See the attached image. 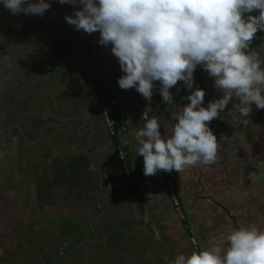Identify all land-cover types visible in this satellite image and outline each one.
<instances>
[{
    "label": "crops",
    "instance_id": "1",
    "mask_svg": "<svg viewBox=\"0 0 264 264\" xmlns=\"http://www.w3.org/2000/svg\"><path fill=\"white\" fill-rule=\"evenodd\" d=\"M50 3L51 7L43 15L13 14L3 5L0 15V54L3 53L0 85L5 88L12 85L15 91L22 90L17 95L25 94V88H28L27 97L33 103L43 96L44 114L26 117L51 122L52 134L45 136V140L56 148L60 156L58 168L64 176L59 181L53 180L49 167L41 158L38 159L44 162L41 168L25 176L35 190V214H39L40 205L49 204L59 196L58 189L75 204L82 201V195L87 207L95 205L96 212L87 213L82 220L81 216L76 218L63 211V216H57L56 210L51 208L48 214L53 218L47 224H55L51 230L50 248L55 246L61 251L58 246L63 244L71 248L80 233L65 232L68 226L82 228L87 224L97 233L95 243L103 242L106 234L111 233L113 253L115 246L125 244L123 254L130 260L136 255L143 264H171L178 253L193 251L195 239L199 249L226 246L227 236L233 230L246 227L248 221L241 217L239 209L231 206L230 200L244 197L246 192L235 191V180L216 164L221 162L223 167L225 161L215 160L212 164H197L180 172H169L177 201L184 212L182 219L167 191L163 170L146 176L143 156H136L132 139V129L143 126V116L146 119L156 116L162 136L171 135L175 123L173 113L190 103L186 97L197 87L205 90V107L210 101L221 98L223 95H213L214 77L197 66L193 89H187L183 81H178L170 89L175 103L169 104L159 94V81L154 82L151 100H146L135 88L121 89L118 78L124 73L111 46L101 44L99 58L94 60L86 47V32L77 31L65 20L66 14L74 15L75 9L82 5L61 4L59 0H50ZM97 65L102 67V76ZM200 73L202 77H199ZM101 79L106 80L113 98L126 114L127 128L119 143L129 149L133 188L121 171L117 159L118 143L107 134L102 121L98 96ZM212 81L213 85L209 86ZM223 115L222 111L219 117L228 118V113L225 118ZM208 123L212 128L214 119ZM228 134L226 132L227 138ZM89 139L92 144L87 151L103 173L106 197L85 154ZM61 141L63 144L57 145ZM223 147L218 144V150ZM41 197L44 201L39 202ZM247 208L242 209L247 212ZM57 254L60 259H66L62 253Z\"/></svg>",
    "mask_w": 264,
    "mask_h": 264
},
{
    "label": "clouds",
    "instance_id": "2",
    "mask_svg": "<svg viewBox=\"0 0 264 264\" xmlns=\"http://www.w3.org/2000/svg\"><path fill=\"white\" fill-rule=\"evenodd\" d=\"M82 5L65 15L77 31L99 32V43L111 46L119 61L121 89L135 88L146 100L154 82L166 103H175L170 89L183 81L193 89L197 66L214 77L224 94L205 107V90L197 87L190 103L173 113L171 135L161 134L156 116L132 129L133 148L143 156L144 174L180 172L187 166L212 164L217 136L209 127L235 93L234 109L246 123L252 105L264 109V57L251 48L264 31V0H59ZM13 14L43 15L50 0H0ZM259 10V15H251ZM248 15H245V14ZM171 264H264V230L246 226L227 236L226 246L178 253Z\"/></svg>",
    "mask_w": 264,
    "mask_h": 264
},
{
    "label": "rangeland",
    "instance_id": "3",
    "mask_svg": "<svg viewBox=\"0 0 264 264\" xmlns=\"http://www.w3.org/2000/svg\"><path fill=\"white\" fill-rule=\"evenodd\" d=\"M2 11L3 6L0 4V15ZM2 56L3 53L0 54V59ZM201 74L199 77H202ZM211 85H213V81L209 84V86ZM11 86L8 87L6 85L5 88L0 85V117L2 121L7 122L18 118L22 123L26 124L29 119L26 116L44 114L45 101L43 96L41 98L35 97L38 101L33 103L27 97L28 88H25V94L23 92L17 95L22 90L15 91ZM212 88L213 95L221 96L224 94L215 84ZM232 95V100H230L223 110V117L225 118V114L228 113V118L221 119V116L219 119L214 118V124L211 128L217 136L218 144H223L224 146L223 150H217L216 160H223L225 163L223 167L221 166V162L216 164H220L221 169L228 172L231 178L235 180V191L240 189V191L245 190L246 192V196L230 200L232 201V205H230L235 210L239 209L241 217L248 221L247 226H256L264 230V109H259L253 104L252 111L247 117V122L240 123L237 118V112L234 109V105L238 101L235 93H232ZM226 132H229V138L226 137ZM222 137L225 138L222 139ZM48 142L44 141L42 143L38 155L49 167L47 168L52 174V179L55 178L59 181L64 178L63 173L58 168V157L60 156L57 155L56 148H53ZM59 144H63V142L61 141L57 145ZM15 149L16 146H12V149H10L4 142L0 141V202L5 201L3 202V207L0 208V232H4V230L10 229L13 226V228L16 227L19 230L31 226L32 234L37 233V235L36 240H34L32 238L33 235L30 234L28 236L30 232L25 231L23 234L17 236V238L14 237L16 235H11L9 237H12L11 239L2 240L0 255L6 257L7 260L1 264H34L36 260H40V264L44 262V259L38 258L37 255L43 254L46 248L50 247L51 230L55 224H47L48 220L53 218V216L48 214L49 210L54 208L56 210L55 215L57 216H63L62 211L65 214H73L72 216L76 218L81 216L80 219L82 220L87 213L96 212L95 205L93 203V205L87 207V204L84 202L85 198L82 195L80 197L83 203L79 202L75 204V201L62 196L63 194L58 189L59 196H55V199L49 202V204L40 205L39 214H35V208H33V204L36 201L35 190L33 184L25 177V169H21L22 171H20L17 167V164H22V162H19L20 160H17V157H15L13 153ZM46 149H48V152L45 153ZM217 165L214 167L216 170ZM167 173L171 181V190L168 189L169 186L166 184L167 191L171 198L174 195L177 199L175 185L169 172ZM170 191H172L173 195ZM69 194L74 195L73 192ZM64 195H67V192ZM246 206L248 207L247 212H244L242 208ZM178 208L179 210H176V212L184 219V212L180 203ZM72 223L74 224V222ZM68 227L71 233H80L86 237L90 236L87 229L89 227L88 224L82 228L78 226ZM106 236L105 240L99 242L98 245H89L83 249L80 255L69 259L62 258L58 264H143L139 261L138 256L134 255L133 259L131 258L130 260L129 256L123 254L122 248L125 244L119 247L115 246V252L113 253L112 234L109 233ZM193 246V250H201L196 239Z\"/></svg>",
    "mask_w": 264,
    "mask_h": 264
},
{
    "label": "built area",
    "instance_id": "4",
    "mask_svg": "<svg viewBox=\"0 0 264 264\" xmlns=\"http://www.w3.org/2000/svg\"><path fill=\"white\" fill-rule=\"evenodd\" d=\"M100 34L99 32L94 33H86L85 43L88 49L90 56L94 60H98L99 58V50H100ZM97 70L102 76V67L97 65ZM98 96H99V104H100V113L102 117L103 124L107 131V134L110 137L120 138L121 135L126 132V114L124 109L120 106V104L113 98L110 88L106 82V80L101 79L98 88ZM146 120V117L143 116ZM117 159L119 161L121 171L123 172L125 178L128 181L129 186L131 187V171H130V163H129V149L125 144L120 142L117 146ZM163 177L165 178L166 184L169 186L168 189L171 190V181L168 177V173L163 170ZM170 193L173 195L172 191ZM175 207L179 210V203L176 197L172 198Z\"/></svg>",
    "mask_w": 264,
    "mask_h": 264
},
{
    "label": "flooded vegetation",
    "instance_id": "5",
    "mask_svg": "<svg viewBox=\"0 0 264 264\" xmlns=\"http://www.w3.org/2000/svg\"><path fill=\"white\" fill-rule=\"evenodd\" d=\"M245 15H248L247 13ZM251 15H259V10H253ZM261 31V30H260ZM261 32H264V31H261ZM258 36H264V35H258ZM256 41V43H254L251 48L252 49H255L256 51H258L261 55V57H264V40H254ZM21 121L18 119V118H14L13 120L11 121H7V122H4L2 121L1 117H0V125L3 127V130L6 132H8V128L9 126L15 124V123H18L21 125L22 129H23V132L24 134L27 136V138L29 140L32 141V143H28L27 141L24 140V138L21 136V134L18 132L17 128L16 127H12V132L10 134V136L8 137H5L3 135L0 134V141L4 142L6 144L7 147H9L10 149H12V146H16V149L14 150V155L15 157H17V160H18V157L21 155V153H25V152H28L29 153V156L32 158L34 156H37L39 153L37 152L38 151V148L40 147V145L46 141L45 140V135L47 133V131L51 128L50 126L47 127L46 129H44L43 131V134L41 135V137L39 138V133L40 131L46 127V125H49L51 122H49V120H44V119H38V118H30L28 119V122L24 125L20 123ZM25 126V127H24ZM39 139V141H38ZM28 147L32 148L28 151ZM27 154V153H26ZM26 161H22V164H17V167L19 168L20 171H22L21 169H25V166H26ZM26 174L25 176H29L28 174H30V171H27L25 169ZM7 178V177H5ZM1 183V182H0ZM5 202L4 200L2 202H0V208L3 207L4 203ZM1 210V209H0ZM14 227V226H13ZM10 228V229H6L4 230V232H0V237H3V236H11L13 232H15L14 234H16V232H19V229H16L15 228ZM94 236V233L93 231L90 233V236L88 237H85V238H92ZM7 237V238H9ZM84 238V239H85ZM83 240V239H82ZM97 241V240H96ZM95 241V242H96ZM93 242V243H95ZM78 243V242H77ZM93 243H88L87 246H89L90 244L91 245H94ZM76 245V244H75ZM74 246V245H73ZM72 246V247H73ZM86 246V247H87ZM54 247L55 249V252L56 253H62V255H64L63 257L69 259L71 255L73 254H70V255H67L64 251H58L57 250V247L55 246H52L49 250H48V255H49V259H44L43 261L44 262H51L53 260V257L51 255V250L52 248ZM71 247V248H72ZM85 247V248H86ZM83 248V249H85ZM83 249H81L83 251ZM79 250V251H81ZM58 251V252H57ZM1 252V251H0ZM77 253V252H76ZM75 254V253H74ZM60 261V258L57 260V263L58 264ZM43 263V262H41ZM40 263V264H41Z\"/></svg>",
    "mask_w": 264,
    "mask_h": 264
},
{
    "label": "water",
    "instance_id": "6",
    "mask_svg": "<svg viewBox=\"0 0 264 264\" xmlns=\"http://www.w3.org/2000/svg\"><path fill=\"white\" fill-rule=\"evenodd\" d=\"M253 40H264V36H258V35H255L254 38H253ZM262 95H264V93H262ZM81 121H84V120H81ZM13 126L17 128L18 132L21 134V136L24 138L25 141H27L28 143H32V141L29 140V139L27 138V136L24 134L21 125L18 124V123H15V124L9 126V128H8V132H6V133H5V131L3 130V127L0 125V134L3 135V136H5V137L10 136V134H11V132H12V127H13ZM49 126H52V124L46 125V127H44V128L40 131V133H39V138H40L41 135L43 134L44 129H46V128L49 127ZM54 126H55V124H54ZM38 141H39V139H38ZM91 144H92V143H91V139H89V140H88V145H87V147L85 148V154H86L87 158L89 159L91 169H92L94 172H96L97 175H98V178H99V186H100L101 190L103 191V193H104V195H105V197H106V196H107V191H106V188H105V186H104L103 173H102V171H101L99 168H97V167L94 165L93 159H92L91 155H89V153H88V151H87V149L90 147ZM102 209H103V208H102ZM99 219H100V217H99ZM236 228H237V226H236ZM91 230H92L93 233H94V236H93L92 238H85V239L79 241V242H78L76 245H74L72 248H70L67 244L60 245V246H58V248H59L61 251H64L67 255H70V254H74V253H76L78 250H81V249L85 248V247L87 246L88 243H93V242H95V241L97 240L98 237H97V233H96V231H95L92 227H91ZM51 255H52V257H53V260H52L51 262H49V263H47V262H43V263H41V264H56V263H57V260L59 259V256H58V254L55 252L54 247H53L52 250H51Z\"/></svg>",
    "mask_w": 264,
    "mask_h": 264
},
{
    "label": "trees",
    "instance_id": "7",
    "mask_svg": "<svg viewBox=\"0 0 264 264\" xmlns=\"http://www.w3.org/2000/svg\"><path fill=\"white\" fill-rule=\"evenodd\" d=\"M255 35H264V32H261L260 30H258V32H257ZM254 43H256V41L252 40V41H251V46H252ZM51 132H52V130L49 129V130L47 131V133H46L45 136H47L48 134H49V135L52 134ZM111 138H113V139L115 140L116 144H117V143L119 144V139H118V138H116V137H111ZM30 149H32V148L28 147V151H29ZM26 153H27V154H26ZM39 158H40L39 155L34 156V157L31 158V157L29 156V153H28V152H25V153H21V155L18 157V160H20L19 162H22V161H26V162H27V163H26V166H25V169H26L27 171H30V172H36V170L40 169L41 166H42V164L44 163L43 161L38 160ZM130 171H131V166H130ZM133 187H134V183L132 182L131 188H133ZM41 193H42V192H41ZM42 201H44V198H43V197L39 198V202H42ZM87 229H88V232L91 233V230L89 229V227H88ZM69 230H70V229H67V231H65V232L71 233ZM25 231L30 232V233H28V236H30V234H32V232H31V231H32L31 226L24 227V228H22V229L19 230L18 234H12V235H16V236H14V237L17 238V236L23 234V232H25ZM32 235H33L32 238H33L34 240H36V235H37V233H33ZM7 237H9V236H3V237H0V244H1V241H2V240H7V239H11V238H12V237H11V238H7ZM85 237H86V236H84L83 234L78 235V236L76 237V240L72 243V246L75 245V244H77V242L81 241V240L84 239ZM29 243H30V242H29ZM33 243H34V242H33ZM90 245H91V244H90ZM94 245H98V243H95ZM49 246H50V245H49ZM72 246H71V247H72ZM49 248H50V247H47L45 252H47V251L49 250ZM57 250H58V249H57ZM58 251H59V250H58ZM58 251H57V252H58ZM45 252H44L43 254H41V255H37L38 258H41V259H49V255H48L47 253H45ZM81 252H82V250H81V251L78 250L77 253L71 255L70 258H71V257H76V256L80 255ZM18 256H19V255H18ZM63 256H64V255H63ZM5 260H7L6 257H4V256L2 257V256L0 255V264H1V263H4ZM39 262H40V260H36V261L34 262V264H39Z\"/></svg>",
    "mask_w": 264,
    "mask_h": 264
}]
</instances>
